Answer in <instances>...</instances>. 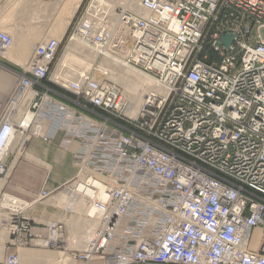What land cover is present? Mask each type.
<instances>
[{"label":"built area","instance_id":"built-area-1","mask_svg":"<svg viewBox=\"0 0 264 264\" xmlns=\"http://www.w3.org/2000/svg\"><path fill=\"white\" fill-rule=\"evenodd\" d=\"M138 1L119 11L90 1L68 39L97 53L89 66L62 63L63 38L52 36L35 44L25 73L12 72L0 172L16 136L21 147L59 134L66 149L79 141L64 185L98 220L77 253L61 246V221L32 231L15 221L17 246L84 264H264V0ZM226 33L230 47L219 44ZM13 43L0 28V57L10 60ZM115 59L165 91L148 90L132 114L129 92L110 77ZM5 264H20L19 252Z\"/></svg>","mask_w":264,"mask_h":264},{"label":"rangeland","instance_id":"rangeland-1","mask_svg":"<svg viewBox=\"0 0 264 264\" xmlns=\"http://www.w3.org/2000/svg\"><path fill=\"white\" fill-rule=\"evenodd\" d=\"M24 1L0 0V26L5 25V28L8 27L6 30L12 32V34H15L16 39L20 38L23 40L24 49L22 51V54L25 57L31 50V47H29V44L31 42L30 32L40 31L41 26L44 28V32L46 33L47 38L52 36H63L59 51L60 54H63L65 49L68 47V39L70 34L77 25V22L81 18L83 12L85 11L91 0H82L80 6L78 7L79 9H77V11L75 12L72 21L65 32H62V29L58 26V24L62 23L64 16L71 11L72 0L71 2L69 0H60V2L62 3H58V8H53V4H56L52 0H39V2L38 0ZM32 1L36 3L33 4L31 3ZM37 3H39V5ZM30 5L32 6L30 7ZM33 5H35V8L33 7ZM25 7L27 12L25 11ZM115 7L118 9L117 11H119L125 6L117 4ZM23 11L26 13H24ZM47 19H49L50 22H47ZM45 20L46 22H44ZM41 22H44V24L41 25ZM208 38L209 34H206V37L204 38L203 53H205L206 50L210 51V42L209 40H207ZM20 65H22V63L17 64L13 61L0 57V74L5 73L11 78L12 81L11 85H8L3 90H0V115L3 107L9 102L13 91V73H25ZM55 88L58 89L62 94H65L67 98H70L72 95L69 91L61 90L58 87ZM135 104H138V102ZM109 122L113 124H119L120 120L112 116ZM21 139L22 138H19V136H16L8 144L7 147L8 154L5 160V170L3 172H0V178L3 179L7 177V181L5 185L0 189V205L8 201L6 199H3L6 198V196L8 197V195L31 203V205L25 209L13 211V213H19V215L15 217L14 220L16 222L18 220L19 224L24 223L29 227L31 231L33 228L35 230V227L44 230L45 225H48L54 221H61L64 224L62 237H64V240L66 241L65 243H62L61 246H65L68 244L69 248L74 249V251L77 253L78 251L83 249L89 237L88 234L85 233L87 232V229L84 225L87 219V217L85 216L87 211L85 212L83 210V212L81 209V212L80 209H78V211L75 209L72 210V208L66 210L62 207H58L53 199H55L54 196H56L60 191H62L66 187H69V184H67L66 186L64 185L69 181H66V179H69L77 172L78 167L74 161L73 154L79 146V141L73 142L71 146L66 149L60 145V141L59 143L56 141L57 138L52 141H44L40 138L33 137L32 139L28 140L23 147H21ZM27 152L32 153L39 162L26 158ZM56 154L58 156L59 154H61L60 158ZM48 164L51 166V168L48 167ZM58 164L61 166L57 167ZM65 166H69L71 172L74 168L73 175L71 173L67 178L65 170H63ZM59 173H62V176H64L65 178L59 176L58 180V177L56 175H58ZM54 177H56V179H53ZM44 189L48 191V196L41 198V193ZM36 209H38V212ZM11 212V209L2 208L0 206V217L5 215L3 213H6L8 217ZM16 222H13L11 225H16ZM6 224L7 223L4 224L3 220H0V244L4 245L2 253L0 255V262H3L5 264L9 256L17 252L20 253L24 251V249L36 250V247H40L38 245H34V243L33 245H28L26 247L17 246L16 238L18 237V232L12 230L9 234V227L7 228ZM5 235H9V239L7 242L2 243V238ZM258 237L259 231H257L256 233V241L254 242V245H257ZM47 250L51 251V253H57V251L53 250L52 248H47Z\"/></svg>","mask_w":264,"mask_h":264},{"label":"bare ground","instance_id":"bare-ground-1","mask_svg":"<svg viewBox=\"0 0 264 264\" xmlns=\"http://www.w3.org/2000/svg\"><path fill=\"white\" fill-rule=\"evenodd\" d=\"M52 1L56 4V5L53 4V8H58L57 7L58 3H62V2H60V0H52ZM69 1L71 2V0H69ZM98 1L101 2L102 4L107 3L111 7H115L117 4H120V5L125 6L124 8L135 9V10L139 9V1L138 0H115V1L114 0L113 1L112 0H98ZM38 2H39V0H38ZM48 2H50V1H48ZM81 2H82V0H72V2H71L72 3L71 11L64 16L62 23L58 24V26L62 29V32H65V30L70 25V23L72 21V18L74 16L75 12L77 11V9H79L78 7L80 6ZM31 3L35 4L36 2L34 3L32 1ZM37 4L39 5V3H37ZM37 4H36V6H37ZM31 6L32 5H30V7ZM33 7L35 8V5H33ZM25 11H26V7H25ZM26 12H24V13H26ZM48 21L50 22L49 19H47V22ZM44 22H46V20ZM44 22H41L42 23L41 25H43ZM47 25H50V24H47ZM1 26H3V27H1ZM1 26H0L1 29H5L6 30L8 28V27L5 28L6 27L5 25H1ZM40 28H41L40 31H31L30 32L31 42L29 44V47H31V50L25 57L22 54V51L24 49L23 48L24 42L20 38L16 39L15 34H13L14 43H13L12 49L10 48L9 50H7L5 52V56L8 57L11 61H13V62H15L17 64H21L22 63V65H25L26 62L28 61V59L30 58L31 54H32V51H33V48H34L35 44L38 41H41V40H44L45 38H47V35L44 32V28L42 26ZM54 37L62 38L63 36H54ZM86 50H87V48L85 49V47H84V45L82 43L70 42L68 44V47L66 48V50L64 52L63 57H62V63L67 64V65L68 64H75V65H81V66H87V65L89 66L90 62L92 60H94V58H95L97 53L92 52V51L91 52L89 51L88 53H86L85 52ZM80 54H83V55L86 54L85 56L88 59L82 58L80 56ZM119 61L120 60H118V59L109 60L108 61V65L111 68V76L110 77L112 79H114L115 81L122 83L126 87V89L129 92L130 98H131L133 103L134 102L135 103L138 102V104L134 103V110H132V112H131L132 114H135L138 106H140V104L143 102L144 95H145V93L148 90H152L153 89V90L165 91V89L163 87H161L157 83V81H155L151 76H149L147 74H144V73H142L140 71H137V70H135L133 68L127 67L121 61L120 62ZM20 152H21V150H20ZM4 180L7 181V177H5L3 179L0 178V189L2 188V184H3ZM6 181H5V183H6ZM5 183H4V185H5ZM3 197H5V196H3ZM54 197H55V199H53V200L55 201V204L58 205V207H62L64 209H66V210L67 209L69 210V208H72V210L73 209H75V210L80 209V211H81V209H82V211L83 210L85 212L87 211V213L85 215L87 217V219H86V223H84V225L86 226L85 228L87 229L86 230L87 232H85V233L88 234V236H91L93 234L94 230L96 229L97 225H98V220L91 219V218H89L87 216L88 212L90 211V208L88 207L87 200L82 195H80L78 193V191L76 189H74V188L73 189L65 188L62 191H60ZM3 199H6L8 201L2 203L0 206L2 208L11 209L12 212L9 214L8 217H7L6 213H3L5 215L1 216L0 220H3L4 224L7 223L6 226H7V228L9 227L8 231H9V234H10V231L15 230V228H16V225H11V224L13 222L15 223L14 218L19 215L18 212L13 213V211L19 210V209H25L28 206H30L31 203L25 202L23 200H20V199H18L16 197L11 196V195H8V197L6 196V198H3ZM91 213L93 214L92 210H91ZM78 218H80V217H78ZM12 226H13V228H12ZM79 229H81V228H79Z\"/></svg>","mask_w":264,"mask_h":264},{"label":"crops","instance_id":"crops-1","mask_svg":"<svg viewBox=\"0 0 264 264\" xmlns=\"http://www.w3.org/2000/svg\"><path fill=\"white\" fill-rule=\"evenodd\" d=\"M11 84H12V81L8 75H6L5 73L0 74V90H3L4 88H6L8 85H11ZM62 137H63V135L59 134L57 136L56 141L59 143V141L62 140ZM60 156H61V154H59L58 157L60 158ZM62 156H63V154H62ZM26 158L33 160V161H36V162H39L38 159L30 152L26 153ZM58 166H61V165L58 164L57 167ZM62 166H64V165H62ZM48 167L51 168V166L49 164H48ZM63 170H65V172L67 174V175L65 174L66 178L68 176H70L71 173L73 175L74 168L72 169V172L70 171L71 169L69 166H65V168ZM56 176L58 177V180H59V176L62 178L64 177V176H62V173H59ZM72 177H70L69 179H66V181L70 180ZM53 179H56V177H54ZM60 180H61V178H60ZM5 181L6 180H4L2 187L4 186ZM63 182H65V181H63ZM38 209H36L37 212H38ZM8 239H9V235H5V236H3L1 242L5 243L8 241ZM3 246H4L3 244H0V255H1L2 250H3ZM35 249L36 250L24 249V251L20 252L19 253L20 264H84V262H82L80 260L68 259L69 254L66 251L65 252L62 251V252H57V253H54V252L51 253V251L47 250L46 247H42V246L36 247ZM0 264H4V263L0 262ZM90 264H104V263L100 259H95L92 262H90ZM146 264H161V263H146Z\"/></svg>","mask_w":264,"mask_h":264},{"label":"water","instance_id":"water-1","mask_svg":"<svg viewBox=\"0 0 264 264\" xmlns=\"http://www.w3.org/2000/svg\"><path fill=\"white\" fill-rule=\"evenodd\" d=\"M233 38H234V34H229V33L223 34L220 37L219 44L224 43L227 47H230Z\"/></svg>","mask_w":264,"mask_h":264}]
</instances>
